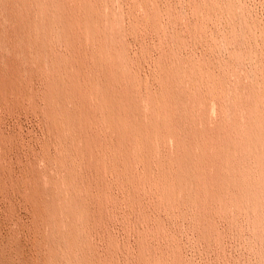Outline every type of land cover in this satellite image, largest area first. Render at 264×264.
Instances as JSON below:
<instances>
[{"label":"bare ground","instance_id":"1","mask_svg":"<svg viewBox=\"0 0 264 264\" xmlns=\"http://www.w3.org/2000/svg\"><path fill=\"white\" fill-rule=\"evenodd\" d=\"M102 7V0H77L72 7L68 0H0V31L9 26L0 32V109L29 108L41 115L47 134L42 160L54 164L61 177L49 179L56 190H46L34 165L0 167V192L12 204L8 208L14 215L23 204L35 222L30 243H21L17 233L13 238L18 261L9 257L1 264H187L182 245L172 232L165 233L162 219H190L195 239L208 248L222 242L218 219H236L231 208L237 215L261 219L256 211L264 209V182L252 185L235 155L236 143L226 136L200 134L182 150L176 124L180 79L163 59L150 78L142 75L140 66L132 65L137 64L134 57L121 49ZM169 137L182 153L173 156L156 145ZM9 141L0 129L2 156L11 160L16 145L10 148ZM123 205L131 213L120 215ZM117 216L134 219L135 251L108 232ZM262 256L258 264H264Z\"/></svg>","mask_w":264,"mask_h":264},{"label":"rangeland","instance_id":"2","mask_svg":"<svg viewBox=\"0 0 264 264\" xmlns=\"http://www.w3.org/2000/svg\"><path fill=\"white\" fill-rule=\"evenodd\" d=\"M76 2L77 0H68V5L72 7ZM102 2V10L112 21L114 26L113 32L117 37L121 49L125 50L129 57H134L133 59L137 64L132 65L135 67L139 65L141 73L143 71L142 75L150 78L151 74L155 71L158 61L163 59L167 62L168 70L175 74L177 80H181H178V84L181 85V94L178 97L179 100L176 101V124L179 137L181 140L183 139L185 145L182 150L186 151V147L193 144L192 141L200 134L220 135L221 138L226 136L236 143L235 155L237 158H240L241 166L247 170L249 177L252 179V185L255 186L254 182L260 180L264 182V0H102ZM116 25L117 28H115ZM4 27L1 28L3 32H0L6 33L8 31L9 26L7 25V28ZM61 51H63L62 48ZM122 62L125 63L127 60H122ZM142 105L146 107V102L143 101ZM213 106L215 107L213 108ZM146 108L143 109L147 117L149 110ZM22 110H16L17 113L16 111L0 109L2 112V114L0 113V129L10 137L8 146L12 148L15 143L17 148L19 147L15 150L16 146L13 147V153L11 152L10 154L12 161L8 158H3L0 150V167L7 168L14 165L17 169L24 164H28L32 168L34 165V170L39 177V183L44 189L50 190L55 186H52L49 179L59 181L61 177L54 164L48 165L42 160L43 143L46 140L45 137H47V134H45L46 127L38 112L29 108L28 110L27 108ZM186 112L188 113L186 114ZM4 114L6 115L4 116ZM168 139L164 142L156 140V145L160 146V148L165 146L164 149L168 153H172L170 155L173 156L182 153V151L178 152L174 141L171 140L172 138L169 137ZM26 140L27 142H25ZM170 143L172 148H170ZM29 146L33 147V149ZM36 146L39 149L41 147L42 150L40 149V151ZM25 149L27 152L24 151ZM18 150L22 151L19 152ZM34 151H37L36 154ZM209 153L210 157H215L213 150H210ZM30 156L31 159H29ZM47 172H51L49 173L50 176ZM54 172H57L56 176ZM54 189L56 190V187ZM255 193L254 191L253 194ZM0 195V219H2L0 220V250L2 249V254L0 255L3 256L0 257L1 264L7 263L11 257H16L13 250L17 246L13 240L14 237H20L18 239L23 244L30 243L31 229L35 222L30 216L28 207L23 204L17 205V211L13 215L10 211L12 204L1 192ZM260 197L258 196V198ZM259 203H262L261 199ZM9 206L10 208H8ZM246 206L250 207V211L252 210V203L250 201L246 202ZM122 207L124 208L118 211L120 215L122 214L123 216L126 213H131V211L128 212L129 210L125 205ZM7 210L8 213L6 212ZM231 212L233 216H236V219H220V221L218 219L217 221L219 228L223 231L224 239L222 238V242H218L214 247L211 246L209 248L207 245L199 241L197 242L198 239H195L196 232L194 231L196 230L193 229L190 219H183L184 221L182 219H179L180 221L178 219L162 220L166 225L165 233L171 234L172 232V235L176 237L177 244L182 245V254H185H183V257H186H184L185 261L189 260L186 262L187 264H258L264 254L263 207H260L259 211H256V215L261 219H249L246 214L237 215L232 208ZM12 217L16 218V220ZM29 220H31L32 224ZM129 220L122 219L119 216L111 219L112 223L108 228V232L117 238L121 246L125 244L130 250L135 251L137 239L136 229L133 226L135 222L134 219ZM166 220L168 221L166 222ZM13 222L18 224L15 225ZM8 223H11L15 229ZM174 227L177 228L176 231H174ZM45 230L47 232L48 228ZM129 230L132 231L130 232ZM100 244L101 248H104V243L101 242ZM199 244L201 245L198 246ZM15 260L18 261L17 257Z\"/></svg>","mask_w":264,"mask_h":264}]
</instances>
